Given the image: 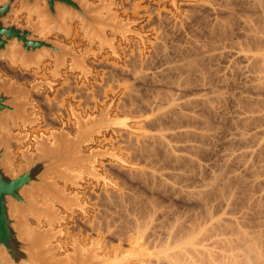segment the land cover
Returning a JSON list of instances; mask_svg holds the SVG:
<instances>
[{
  "label": "rangeland",
  "instance_id": "obj_1",
  "mask_svg": "<svg viewBox=\"0 0 264 264\" xmlns=\"http://www.w3.org/2000/svg\"><path fill=\"white\" fill-rule=\"evenodd\" d=\"M0 1H4V0H0ZM99 1L100 0H89V2L92 4H99ZM235 1L232 0L231 3L229 4V5L237 4V5L233 6V12L229 13L232 9L231 10L228 9V12H227V10H224L222 12L216 8L219 5L220 0H215L216 3H214V0H107V2L109 4L113 3V5H114L107 12L114 14L116 17L115 18L116 22H120L123 26H126L127 29H129L132 33H126L125 35H123L121 32L114 33V32L109 31V30L107 31V37L111 40L114 39L113 46H114L115 50L112 51L109 46H106L103 49H100V46L98 47V45H100V42H97L96 46H94L92 48V50L96 52V56L95 57L93 56L87 60V61L91 60V63L89 64L90 66L88 65V63H87V65H88L89 69L92 70V75H90L88 77V79L84 78V79L80 80L77 75L72 74L73 72L70 73L71 72L70 70H69L70 71L69 72V71H65V69L62 71V72L65 71L63 74L64 78L63 77L53 78V76L48 72L49 70L53 69V62L49 59L44 62V64L41 67V71H39L35 68H33L31 70H24L20 65L17 67L13 66L12 63L7 59H0V78L2 80H5V79L12 80L13 82H16L18 86L27 87V88H31L33 85H35L36 83H39V82L40 83L41 82L48 83V85H50V86L45 85L39 91L33 92L31 95V98L29 99L30 103H32L34 105L33 106L34 108H30L28 112L32 113L33 111L36 110V115L38 117H40L39 123L37 125L32 126V127L28 126L27 129H25L23 127V125L20 124L21 125L20 128L17 130H14V134L17 136L19 135V137L22 139L25 138L24 137L25 135H29V139L28 140L24 139V142L22 144H20L18 142L12 143V152L15 156H17V160H16L17 162L14 163V168L17 172H18V170H20L21 166L26 163V160L23 159V157H22V152L25 151L28 147H31L30 152H32V153L36 152L35 147L37 144L33 140L34 137L41 138L43 135L44 136H50L51 132H53V131L61 132V130L64 128L65 131L68 132L70 136H72L73 138H76V135L78 134V128H77L78 123L72 116L71 108H74L76 112H80L84 118H91V119L96 118L97 116H100L103 111H106L108 109L109 110L108 118L111 120H115L114 121L115 125H113L112 128L102 129L100 132L94 134L93 136L87 137V139H88L87 146L83 147V150L81 152L82 155L87 154V156H91L97 152L105 153V155L103 157L94 158L93 161L87 163V165L92 168L93 174H91V172L89 170H87V172H88L87 173L86 171H84V169H80V167H74V169H71L68 171L69 178L55 179V183H56L57 187L61 191L64 192L65 196H67L69 198V202L62 203L60 201H55V200L50 201L44 207H46V208L50 207L51 209H53V215H51V216L44 215L42 217L41 221H38L34 216H31L29 218L31 228L33 230H36L37 232H41V233L45 234L48 237V240L46 242V248L51 250V255H53L56 259H58L60 261L67 262L68 264H71V263L72 264H75V263L86 264V263H90V262H92L91 264H94V263L147 264V259L150 260V259H153V257H155V253H154L155 251H154V249L148 248L147 245L144 244L146 236H143L140 233H137V235L134 234L132 232V230H134V232H135L136 231L135 229H129V231L127 230L128 232H126V233H123L125 231H122L123 234H121L119 229L116 230V228H119V227L115 228L116 225L119 226V224H120V223H118L120 221L119 220V218H120L119 217V213H120L119 208H120V206H122V203H121L122 201L120 202L121 204L119 203L120 199L123 200V203L124 202L127 203V206L126 207L123 206V208L121 207L120 210L124 209V207H125L126 211L129 212V214L133 212L132 217H135V214H137V211L134 207H133L134 209L131 207V205L134 204V202H131L132 203L131 204L130 200L131 201H133L134 199H141V200L143 199L144 200V197L148 203L149 202H154V203L158 202L156 205L159 204V206H162V207L164 206L165 208L168 206L172 207L169 209L170 214L172 213V216L168 217L170 220H172V219L174 220V218H176L177 216L180 217V216H184V215L188 214L189 211L194 207V205H195L194 201L187 199V197L184 194H180V196L177 194L178 195L177 196L176 194H174V192L172 190L169 191V190H165L164 188L162 189V184H160V187H161L160 188L158 186L159 183L155 182L154 184H156V183L158 184V185H156L157 188L159 187L162 190L160 191L159 189H154L156 187L153 186V184H151L154 181H152V182L149 181L147 173H148V171L151 170L150 168L152 166L154 168V164L152 163V165H151L150 162L155 161V158L152 159L153 160L152 161L151 158H153V157L149 158V156H147V154L145 155L142 153L143 151H141V154L138 153V151H136V149L134 147V142H136V140L141 139V137L143 138V136H146L149 132L153 133V131L155 132L157 130V129H155L157 124L153 123V122H155L157 120L156 117H159L158 116L159 113H161L162 110L165 108V107L158 104L160 102V101L158 102V100H161V98L163 96L164 97L162 98V101L165 100V98L167 97L166 94H170V97L168 96L169 98H172V96H174V97L176 96L177 98H181L182 96H185L182 98H186L187 95L193 96L194 93H197L199 91L200 92L203 91V93H204V91H205V93L208 92V93H210V95H213V93L217 96L219 94L221 95V96L219 95L222 99L221 103H219L220 102V100H219L218 106H217L218 107L217 111H219V115L218 114H217L218 116L213 115L214 116L213 120H212V116H211V118H210V116L207 117L208 116L207 112H206V114L204 113L206 115V118H204L205 115H203V119H209V118L211 119L212 122L210 121V123L212 124L211 126H213L212 128H214V126H216L214 128V132H213L212 128H211L212 132L208 130L210 128V124L208 127H204L206 125L205 122H207V121H203L201 117H200L201 119L198 121V123L201 121L204 122L201 124V126L204 125L203 126L204 129H202V127H199V129L201 128L199 131L203 132L207 128V131L205 130V132H208V131L211 132L212 134L209 133L210 134L209 136H211V135L212 136L210 137L211 138L210 140L208 139L209 136H206L208 138L205 137L203 139L202 138L200 139L199 138L200 136H199L198 139L201 140V141H199V143L201 142L202 144L200 143L201 145H199V143H197V142H196L197 144L195 143V145H199L200 152L198 150L199 149L198 146H196L198 148L195 149V150H198V152H195V151H193V152H194V154H197V155H195V157H198L197 158V159H199L198 162L201 164V167H203V168H201L200 170L197 171L199 173L196 172L197 174L196 173L194 174V172H193V175L192 174L190 175V177L194 176L193 180L191 178V182L189 180L190 178L186 177L188 179V180L186 179V182L189 181L187 183V185L189 184V186L191 188H195V186L193 187L192 185H196V188L199 187V185L202 186V184L205 183V181L207 182L209 180V178H211L209 176H212L211 174L213 171L217 172L220 169H222V167H220V166L224 165V163L226 162V159H224L226 157H224V156H228V155H226L227 153H229L230 156L232 154H237V157H235L236 155H232L233 157L231 159L234 160L233 163L236 161L237 158H238L237 160H239V163H241V162L243 163L244 161H241L240 159L242 158V160H243L245 157V159H244L245 162L243 164H247V162L250 160V158L252 160V158L253 159L255 158L254 156H260L261 155V154H259L258 151H260V153L263 152V150H262L263 148L260 147L262 150V152H261L259 146H261V144H263V142L261 143L260 140L264 141V137H263L264 136V122L261 120L263 118L262 114L264 115V106H263V104H264L263 103L264 102V88H263L264 87V30H263L264 24H263V26L261 24V28L259 27L260 26L259 25V22H260L259 16L264 15L263 14L264 6L262 5L263 6L262 10H259V9H261V7L259 8V3L261 4V2L263 0H261L260 2H258L259 0H257V1L256 0H250V1L249 0H240V1L238 0V1H236L237 3ZM251 1H253V2H251ZM217 2H218V5H217ZM254 3H256V5H257L256 7H258L259 9L258 8L256 9V7L253 6ZM40 4L44 5V3L42 1ZM214 4L216 7H213V8L217 12L219 11L218 14L220 13L219 19H221L220 17L223 16V17H226L225 19L228 20V23H227L228 25L224 24L227 21H225V19H223V17H222V20H224V23L220 22L221 23L220 25L223 24L222 27H224L225 25L228 26V28H225V27L224 28L226 29V32L228 31L227 33L230 37H228V35L226 33H224L225 29L224 30H223V28L221 29V30H223L222 38L226 37L228 40H226V38L222 39L221 37H217V36H221L219 33L220 32L222 33V31L220 30V28H218L216 26L217 24L215 25L217 14L216 13L214 14L215 11L212 8V6H214ZM232 5H231V8H232ZM181 6H182V8H181ZM246 6L247 7L250 6V7L247 8ZM234 7H235V12H234ZM236 7H238V8H236ZM16 8L20 11V13L17 16H11L9 19V23H12L13 21H15L17 19L21 25H27L30 15L28 14V12L21 10V6L19 3L16 5ZM199 10L202 12H200ZM238 10H240V11H238ZM244 12H246V13H244ZM252 12H254V13L252 14ZM201 13H203V14H201ZM248 13L252 14V16ZM256 13H257V15H256ZM105 14H107V13H105ZM186 15H187V17H186ZM249 15H250V17H249ZM165 16H166V19H165ZM188 16H189V19H188ZM191 16L193 18H191ZM211 16H213V17H211ZM243 17L246 19H244ZM194 18H195V20H194ZM257 18H259V19H257ZM261 18H264V17H261ZM32 19L34 22H36L38 20L36 15L32 16ZM191 20H193V21H191ZM210 20H212V21H210ZM263 21H264V19H263ZM263 21L261 20L262 23H263ZM192 22H194V23H192ZM205 22H206V24H205ZM253 22H254V24H253ZM256 22H258V23H256ZM213 23H214V26H216L215 28L213 27ZM229 25H230V27H229ZM254 25H255V27H256V25H259V26H257L258 28L254 29ZM206 26H207V28H206ZM72 27H73V31H72L71 38L67 39L64 35L56 33V34L51 36V39H54L57 42H60V43L65 44V45L72 46L74 48V50L79 52V50H84L85 48H87V46L83 43L84 42L83 38L85 36V33H83L81 31L79 21H75L73 23ZM244 27H245V29H247V31L244 29ZM190 28L192 30L193 29L194 30L192 31ZM199 28H201V29L199 30ZM213 28L215 30L218 29V31H220V32L216 31V33H215V30H213ZM179 29H180V32H179ZM231 30H232V32H231ZM243 30L245 33L243 32ZM185 32H186V35H185ZM231 33H233L232 36H231ZM216 34H218V35L216 36ZM188 35H190V36H188ZM195 35H197V37ZM253 35H255V41H257V42H255L253 40L254 39ZM256 35L258 38L256 37ZM208 36L209 37L211 36V37L209 38ZM241 36H243L244 38ZM198 37L200 39H197ZM232 37H233V39H235V41L232 39ZM207 38L210 41L209 40L207 41ZM188 39H190V40H188ZM223 40L224 41L226 40L228 42H223ZM251 40H252V42L253 41L254 42L252 43ZM260 40H262L263 42H261ZM191 41H192V43H191ZM71 42L73 43V45L71 44ZM185 42H187V43H185ZM189 42L191 43V45ZM249 42H250V44H249ZM193 43H194V45H193ZM226 44H227V47H226ZM248 44L250 46H248ZM156 45H158V46H156ZM185 45H186V47H185ZM210 45H212V46H210ZM173 46H175V47H173ZM178 46H180V47H178ZM217 46L219 47V50L217 49L218 48ZM238 46H239V49H238ZM190 47H192V48H190ZM232 47H234V48H232ZM257 47H259V48H257ZM250 48H252V49H250ZM186 49L187 50L189 49L188 52L190 51L192 55L190 53H188L186 51ZM216 49H217V51H216ZM246 49H248V50H246ZM136 50H138V51H136ZM130 51L134 52L135 57L137 58V61L135 63H134V60H136V58L130 62V59L127 55L128 52H130ZM161 51H162V53H161ZM206 51H207V53H206ZM157 52H158V54H157ZM194 53H197L199 55V59L201 61H203L202 63H200L199 62L200 60L197 59L198 57H196V56H198V55H196V54L194 55ZM209 53H211V54H209ZM172 54H174V55H172ZM188 54H189V56H194V57H191L193 59L196 57L195 61L192 60L189 56H185ZM219 54H220V56H219ZM164 55H166V56L164 57ZM167 55H168V57H167ZM185 57H187V58L189 57L188 60H187V58H186V60H184ZM201 58H203V60ZM214 58L215 59L217 58V59L215 60ZM230 58H231V60H229ZM247 58H249V59H247ZM251 58L253 60H251ZM152 59H154L155 61ZM190 59L192 60L191 62L194 61L195 63H196V59L199 60V61H197L200 63V64H198L199 67H202L205 65L206 70L203 69V67H202L201 71L203 73H201V71H200L201 68L199 69L198 65H197V67L193 68L196 65H194L192 67L191 63H190L191 66H189V64L187 62L185 64V61H190ZM236 59L238 62L236 61ZM256 59L258 60V62ZM261 61H262V63H261ZM69 62H71V60H69ZM102 63H105V64H102ZM182 63L185 65H188V67L193 68L194 70H196V68H198V70L201 74L198 73V70H197V72L192 70L193 72L191 71L192 72L191 73L189 71L190 68L189 69L187 68V70H186V68L182 67V66H184V65H182ZM168 64H169V66H168ZM7 65H8V68H7ZM105 65H106V67H104ZM172 65H174V66L176 65L177 67L181 65L178 68L182 67V69H185L187 71V73L189 72L191 74V76L189 75L190 76L189 77L188 75H186L187 73H185L186 72L185 70H184L185 72L183 71L185 74L183 72L181 73V71H180V73H177V71L175 73L171 72V68L174 67ZM2 66H4V67H2ZM101 66L104 68H102ZM131 66L134 68H132ZM139 66H140V68H139ZM176 66H175V68L178 70V68ZM235 66H237V67H235ZM207 67H209V69ZM214 67H215V69H214ZM219 67H220V69H219ZM119 68H121V69H119ZM173 69L174 68H172V71H174ZM204 70L206 72L209 71L208 72L209 73L208 76L210 75L208 77L209 79L207 78V73ZM210 70L212 71V73ZM131 71H132V73H131ZM168 71H170L171 73ZM62 72H61V74H62ZM155 72H157V73H155ZM194 72L197 73L195 77H194V75H195ZM135 73H137V74H135ZM150 73H151V75H150ZM216 73H217V75H216ZM182 74L184 76L185 75L188 76L189 80L191 78L193 86L191 85V89L188 88L189 91L187 89H185V87H182V85H183L182 81H184L186 79V77H184ZM198 74H200V76H203L204 79L206 78L205 79L206 83L208 82L207 80H210L209 85H207L209 88L206 87L207 89L205 88L204 90H202V89H200L199 86L196 85V84H199L198 83L199 78L201 79V77H199ZM203 74H206V76L204 77ZM181 75L184 77V80H181V79H183L181 77ZM113 76H115V77L113 78ZM139 76H143V77L141 78ZM192 77L194 79H196V77H197L196 80L198 82L196 83V80H192L193 79ZM72 78H73V80H72ZM163 79H165V80H163ZM149 80H151V81H149ZM174 80L175 81L177 80L176 81L177 84H176V82H174ZM180 81H181V83H180ZM168 82L170 83V85ZM173 82L175 84H173ZM178 82H179V84H178ZM184 82L186 84L187 83L190 84L188 82V80L184 81ZM135 86H137V87H135ZM177 86H180L181 88L179 89V87H177ZM210 86H211V88H210ZM137 88H139V89H137ZM159 89L161 92L159 91ZM166 89H167V92H166ZM78 90H80L82 95H81V93L79 94ZM136 90L138 92H136ZM170 90H173V91L169 92ZM206 90H207V92H206ZM214 90H216V93ZM133 91L135 93H133ZM195 91H197V92H195ZM187 92H189L190 94ZM225 92H226V94H225ZM183 93H185V94H183ZM59 95H61V97ZM80 96H81V98H80ZM130 97H132V98H130ZM247 97H249V99ZM83 98H86V99H83ZM152 98H153V100H151ZM140 100H142V101H140ZM244 101L245 102L249 101V102H247L248 105H249V103H251L249 105V107L252 106L253 104H256V103L259 104V102H261V106H263V107H261L260 110L256 111V109H253V111L255 110L254 113H256L254 115L257 118H255L254 115H253V117L251 116L253 114V111H251L250 108L248 109L247 105H242V102H244ZM45 102H49V104L52 105V108H50L51 105L49 106L48 104H45ZM53 102H54V104H53ZM164 102H166V101H164ZM53 105H54V107H53ZM128 105H130V106H128ZM223 106H224V108H223ZM244 106H246V107H244ZM48 108H50L52 110L49 111ZM131 108H132V110H131ZM139 109H140V111H139ZM144 110H145V112H144ZM248 110L251 112L249 113ZM258 111H261V112H258ZM200 112H199V114H200ZM143 113H145V114H143ZM223 114H225V115H223ZM257 115L261 116L262 118H260L258 120ZM250 117H251V120L254 119V121H256L253 123H257L258 121H262V124H260V122H258L259 125H258V123L252 124L250 121H248V120H250ZM214 118H215V121H214ZM244 118H245L246 122L243 120ZM232 119H233V121H232ZM246 119H248V120H246ZM151 120H152V122H150ZM71 121H73V122H71ZM243 121L246 124H248L250 122L249 124H251V125L244 126L246 124H242ZM213 123H216V124H213ZM64 124H65V126H64ZM146 124H147V126H146ZM167 124H168V122H167ZM199 124H197V125H199ZM150 126H151V128H149ZM156 128H158V126ZM67 129H69V131ZM238 129H241V130H238ZM250 130H251V132H248ZM242 132L244 134H246L247 137H249L251 139L250 140L252 142V143H250L251 146L249 143H246L245 141H244L245 143L243 144V140H245L246 135L243 134V136H242ZM203 134H204V132H203ZM205 134L207 135L208 133H205ZM205 134H204V136H205ZM239 134L241 135L242 138L244 137L240 144H239V142L241 141L240 139H242V138L239 136ZM260 134L261 135L263 134V135L261 136ZM201 137H202V135H201ZM253 137L254 138L257 137V142H255L256 139H254ZM215 138H217V140ZM249 138H247L246 141ZM198 139H196L195 141H197ZM207 139L209 141H207ZM236 139H237V141H235V142H237V144H235V146H236L235 147L233 144L235 143L234 140H236ZM252 139H254L255 141L253 142ZM203 140H205V141H203ZM124 141H125V143H124ZM203 142H207L206 145L203 144ZM231 144H232V146H231ZM201 147L203 150L201 149ZM228 147L229 148L232 147L231 148L232 151H235V152H232L231 149H228ZM251 147H253V149ZM233 148H236V149L233 150ZM243 148H245V150ZM256 148H258V151L257 152H251V155H253L252 157H250L251 155L248 156L250 154V151H253ZM245 152H247V155H246V156H248L247 158L245 156ZM198 154H199V156H198ZM240 154H243L244 156L241 155L242 156L241 157ZM257 154H259V155H257ZM209 155H210V157H209ZM262 155H264V154L262 153ZM230 156H228L227 159L230 158ZM239 157H240V159H239ZM158 158H160V156H158ZM263 158H264V156H262V158L256 157V159H258V161H259V159L264 161ZM162 159H159V160H162ZM256 159L253 160V161H255L254 167H255L256 162H257ZM224 160H225V162H224ZM232 160H230V161H232ZM246 160H248V161H246ZM251 160H250V162H251ZM261 160H260V163L262 162ZM156 161L158 162L157 159H156ZM161 162H164V161H160L159 163H161ZM237 162L234 163V166H230V165H233V163L229 162L230 163L229 166H230V168L232 167V170L230 168L229 169L227 168L228 169L227 171L231 170L232 173L234 172L233 174L235 176V174H238L237 172H240L241 170H243L241 172L244 173V175H245L246 173L244 172V169L242 168V163H241V165H239ZM250 162H248V163H250ZM154 163H156V162H154ZM159 163L158 164L156 163L155 166H158V167H155V168H159V166L163 167V165L166 164V163H162L163 165L162 164L159 165ZM260 163H257V165ZM149 164H150V167H149ZM235 164L238 166L235 167ZM251 164L252 163H250V165ZM257 165H256V167H257ZM252 166H253V164H252ZM259 166H260L259 169H262V167H264L263 162ZM164 167H167V166H164ZM233 167H235L236 169ZM122 168H124V169H122ZM170 168L172 170L175 169L174 166L170 167ZM237 168L239 169V171L237 170ZM256 169H258V167ZM115 171L117 173H115ZM125 172H126V174H125ZM141 172H143V173H141ZM144 172L146 174H144ZM232 173L230 172V173H228V175H230L232 177V175H233ZM141 174H144V178H142L143 175H141ZM205 174H206V176H205ZM140 175H141V177H140ZM145 175H147V177ZM247 175L248 174H246V176ZM263 175H264V173H263ZM200 176H202V177H200ZM248 176H247V179L249 178L248 181L250 180L251 182H253L254 179H251L253 177L252 176L248 177ZM263 177L264 176H262V180H264ZM82 178H84V179H82ZM146 179H148V182H150V183H148V184H151V185H149L150 187L147 184H145V185L143 184V181H145L144 183H147ZM127 180H128V182H127ZM126 182H127V184H126ZM248 183H250V182H248ZM134 185H135V187H134ZM183 185H186V183ZM263 186H262V189H259L260 191L258 190V188H260V187L256 188V190H258V194L256 193V190L254 192V194L257 195L256 199H258L259 202H261L260 204H262V206H259L260 204L258 203V200H255V202L254 201L253 202L254 203L257 202V205H253L254 208L253 207L251 208L249 205H251L252 202H250L248 197H247V201L243 198H242L243 200L242 199L239 200L243 194L242 195L239 194L240 195L239 199H238L239 195H238V197H236L239 200V202L237 200V202H238V203L236 202L237 205L235 203L232 206V208L234 209L233 211H237V213H238V214L236 213V215L240 216V215H242V212H240L239 210L241 208H242L241 210H243L245 208L244 207L245 204H249V202H250L248 207L246 205V208H249L250 210L249 209L246 210V208L244 209L245 211L249 212V214H248L249 216H247L248 218L245 217V223H247L246 226L248 227V229L250 226L249 230H252L251 228H253V229L257 228L255 231H257L258 234L254 230H252V231H253V233L254 232L256 233V234L255 233L254 234L257 237L260 235L259 237H261V238L264 237V213L262 212L264 210V208L262 211L260 210V209H262V207H264L263 206L264 202L260 200V199L264 200V198L260 197L261 195H262V197L264 196L263 195L264 193L262 191L264 188ZM131 187H132V189H131ZM89 188L93 189L94 195L92 197H90L88 194V192L90 190ZM141 189H142V191H141ZM197 189L199 190V188H197ZM162 191H163V194H162ZM261 193H263V194H261ZM114 194H115V196H114ZM123 194H127V195L125 196ZM170 194H171V196H170ZM131 195H136L137 197L134 196L133 199H128L130 197L131 198L133 197ZM147 195H149V196H147ZM212 195L213 196H210L209 199H210V203H212L211 206L214 207L213 210L215 209L214 210L215 213H217V211H218L217 214H222L223 210L225 209V206L223 204L224 200L222 199V197L221 198L219 197L222 195H219V194L218 195L212 194ZM246 195L248 196V194H246ZM124 196L126 197L125 200H129V201H125L123 199ZM138 196L139 197L141 196V197L138 198ZM167 196H168V198L169 197H171V198L168 199ZM258 196H259V198H258ZM243 197L246 198L245 195ZM151 198L153 201H151ZM159 198H160V201H159ZM148 199H150V201ZM213 200H214V202H213ZM111 201H112V203H111ZM161 201H163L162 204H161ZM177 202L180 205L177 204ZM242 202L245 204L242 205ZM116 203H117V205H120V206H116ZM129 203H130V205H129ZM125 204H123V205H125ZM174 205H176V206H174ZM132 206H135V204ZM220 206H221V208H220ZM236 206H238V207H236ZM258 206L260 209H257ZM110 207H112V208H110ZM127 207L130 208V209H128L129 211L127 210ZM218 209H220V210H218ZM251 209L252 210L256 209L257 212L253 213V211ZM258 210H260L262 213L260 211L258 212ZM173 212H174V214H173ZM239 212H240V214H239ZM175 213H177V214H175ZM130 215H132V214H130ZM111 216H112V219H111ZM254 216H255V218H254ZM116 217L118 218L119 221L116 220L117 219ZM260 217H262V218H260ZM260 219L263 222H261ZM113 220L114 221L116 220L117 222L116 221L115 222L117 224H115V222ZM111 221L114 222L113 224L111 223L112 225H114V227H112L109 224V222H111ZM251 225H253V226H251ZM107 226H111V228L108 229ZM94 227H95V229H93ZM103 227H104V229H103ZM84 228H86V229H84ZM261 229L263 232L261 231ZM106 230H108V231H106ZM117 233H118V235H117ZM58 238H60V239H58ZM261 238H259V239H261ZM261 241L264 242L263 238L261 239Z\"/></svg>",
  "mask_w": 264,
  "mask_h": 264
},
{
  "label": "bare ground",
  "instance_id": "obj_2",
  "mask_svg": "<svg viewBox=\"0 0 264 264\" xmlns=\"http://www.w3.org/2000/svg\"><path fill=\"white\" fill-rule=\"evenodd\" d=\"M232 1V0H231ZM231 1L230 0H220V3H219V5H218V2H217V5L220 7H216L215 6V4H214V6H212V8L213 7H216L219 11H224V10H227V12H228V9H232L229 13H231V12H233V6H235V5H237V4H234V5H232V8H231V5H229L230 3H231ZM235 1V0H234ZM236 1H238V0H236ZM235 1V2H236ZM240 1V0H239ZM250 1V0H249ZM257 1V0H256ZM261 0H259L258 2H260ZM208 2V1H207ZM234 2V3H235ZM251 2H253V1H251ZM264 0L261 2V4L259 3V8L261 7V9H259L258 7H256L257 5H256V3H254V5L253 6H255L256 7V9L258 8L259 10H262V7L264 6ZM41 3V2H40ZM212 3V2H211ZM214 3H216L215 2V0H214ZM237 3V2H236ZM250 3V2H249ZM263 3V4H262ZM210 4V3H209ZM43 5V4H42ZM208 5V4H207ZM206 5V6H207ZM242 5V4H241ZM263 5V6H262ZM175 6V5H174ZM196 6V5H195ZM201 6V5H200ZM229 6V7H228ZM240 6V5H239ZM251 6V5H250ZM249 6V7H250ZM18 7V6H17ZM199 7V6H198ZM247 7V6H246ZM249 7H247V8H249ZM181 8H182V6H181ZM191 8V7H190ZM236 8H238V7H236ZM252 8V7H251ZM195 9V8H194ZM210 9V8H209ZM214 9V8H213ZM212 9V10H213ZM241 9V8H240ZM243 9V8H242ZM250 10V9H249ZM255 10V9H254ZM191 11V10H190ZM200 11V10H199ZM211 11V10H210ZM215 11V12H214ZM214 14L216 13L217 15H216V21H215V25L218 27V28H220V30L223 28V30L225 29V28H228V20L227 19H225L226 17H223V16H221L220 18L221 19H219V14H218V12L214 9ZM238 11H240V10H238ZM244 11V10H243ZM146 12V11H145ZM144 12V13H145ZM200 12H202V11H200ZM234 12H235V7H234ZM237 12V11H236ZM261 12V11H260ZM212 13V12H211ZM244 13H246V12H244ZM254 12H252V14H253ZM201 14H203V13H201ZM248 14H250V13H248ZM252 14H250L251 16H252ZM263 14H264V10H263ZM191 15V14H190ZM198 15V14H197ZM212 15V14H211ZM222 15V14H221ZM225 15V14H224ZM229 15V14H228ZM238 15V14H237ZM236 15V16H237ZM241 15V14H240ZM250 15H249V17H250ZM256 15H257V13H256ZM261 15V14H260ZM168 16V15H167ZM193 16V15H192ZM191 16V18H193ZM207 16V15H206ZM209 16V15H208ZM231 16V15H230ZM234 16V15H233ZM186 17H187V15H186ZM211 17H213V16H211ZM222 17H223V19H225V21H227V22H225L224 23V20H222ZM258 17V16H257ZM260 17V22H259V25H256V27H255V25H254V29H256V28H258L257 26H259L260 28H261V24H262V26H263V24H264V21H263V19L264 18H261V17H264V15L263 16H259ZM198 18V17H197ZM238 18V17H237ZM244 18V17H243ZM256 18V17H255ZM165 19H166V16H165ZM168 19V18H167ZM188 19H189V16H188ZM209 19V18H208ZM207 19V20H208ZM236 19V18H235ZM244 19H246V18H244ZM251 19V18H250ZM257 19H259V18H257ZM164 20V19H163ZM194 20H195V18H194ZM200 20V19H199ZM203 20V19H202ZM223 22H222V21ZM238 20V19H237ZM254 20V19H253ZM261 20L263 21V23L261 22ZM13 21V20H12ZM167 21V20H166ZM188 21V20H187ZM190 21V20H189ZM191 21H193V20H191ZM197 21V20H196ZM195 21V22H196ZM205 21V20H204ZM210 21H212V20H210ZM235 21V20H234ZM256 21V20H255ZM258 21V20H257ZM224 23V24H227V25H225L224 27H222L223 26V24L222 25H220L221 23ZM247 22V21H246ZM186 23V22H185ZM192 23H194V22H192ZM200 23V22H199ZM202 23V22H201ZM212 23V22H211ZM230 23V22H229ZM232 23V22H231ZM252 23V22H251ZM256 23H258V22H256ZM255 23V24H256ZM163 24V23H162ZM190 24V23H189ZM198 24V23H197ZM205 24H206V22H205ZM242 24V23H241ZM240 24V25H241ZM253 24H254V22H253ZM77 25V24H76ZM188 25V24H187ZM191 25V24H190ZM200 25V24H199ZM231 25V24H230ZM230 25H229V27H230ZM202 26V25H201ZM216 26H214V23H213V27L215 28ZM221 26V27H220ZM245 26V25H244ZM186 27V26H185ZM196 27V26H195ZM200 27V26H199ZM241 27V26H240ZM246 27V26H245ZM245 27H244V29H245ZM250 27V26H249ZM166 28V27H165ZM187 28V27H186ZM194 28V27H193ZM202 28V27H201ZM201 28H199V30L201 29ZM206 28H207V26H206ZM213 28V30H215ZM159 29V28H158ZM191 29V28H190ZM189 29V30H190ZM204 29V28H203ZM243 29V28H242ZM251 29V28H250ZM263 29V28H262ZM164 30V29H163ZM192 30V29H191ZM190 30V31H191ZM194 30V29H193ZM192 30V31H193ZM209 30V29H208ZM212 30V31H213ZM223 30H221L222 31V33L220 32V31H218V29H216L215 30V33H216V31L217 32H220L219 34L221 35V36H217L218 34H216V36L217 37H221L222 38V34H223ZM233 30V29H232ZM232 30H231V32H232ZM246 31H247V29H245ZM249 30V29H248ZM258 30V29H257ZM264 30V29H263ZM183 31V30H182ZM191 31V32H192ZM236 31V30H235ZM240 31V30H239ZM179 32H180V29H179ZM228 32V31H227ZM226 32V29H225V32L224 33H226L227 35H228V33ZM243 32H244V30H243ZM259 32V31H258ZM195 33V32H194ZM207 33V32H206ZM205 33V34H206ZM245 33V32H244ZM254 33V32H253ZM163 34V33H162ZM167 34V33H166ZM175 34V33H174ZM199 34V33H198ZM201 34V33H200ZM214 34V33H213ZM225 34V35H226ZM232 34L233 33H231V36H232ZM235 34V33H234ZM185 35H186V32H185ZM192 35V34H191ZM208 35V34H207ZM226 35V36H227ZM242 35V34H241ZM249 35V34H248ZM260 35V34H259ZM263 35V34H262ZM188 36H190V35H188ZM196 37H197V35H195ZM201 36V35H200ZM237 36V35H236ZM239 36V35H238ZM254 36V41H255V35H253ZM252 36V37H253ZM261 36V35H260ZM77 37V36H76ZM166 37V36H165ZM186 37V36H185ZM209 37V36H208ZM211 37V36H210ZM209 37V38H210ZM213 37V36H212ZM215 37V36H214ZM228 37H230L229 35H228ZM241 37H243V36H241ZM256 37H257V35H256ZM60 38V37H59ZM226 38V37H225ZM224 37L222 38V39H225ZM244 38V37H243ZM258 38V37H257ZM161 39V38H160ZM169 39V38H168ZM197 39H200L199 37L197 38ZM219 39V38H218ZM232 39H233V37H232ZM246 39V38H245ZM54 40V39H53ZM188 40H190V39H188ZM204 40V39H203ZM209 39L207 38V41H208ZM226 40H228L227 38H226ZM224 41L223 40V42H228V41ZM234 41H235V39H233ZM257 40V39H256ZM167 41V40H166ZM194 41V40H193ZM210 41V40H209ZM219 41V40H218ZM231 41V40H230ZM253 41V42H254ZM261 42H263L262 40H260ZM168 42V41H167ZM197 42V41H196ZM199 42V41H198ZM251 42H252V40H251ZM252 42V43H253ZM255 42H257V41H255ZM60 43V42H59ZM185 43H187V42H185ZM190 43V42H189ZM191 43H192V41H191ZM191 43H190V45H191ZM195 43V42H194ZM194 43H193V45H194ZM215 43V42H214ZM217 43V42H216ZM234 43V42H233ZM166 44V43H165ZM183 44V43H182ZM218 44V43H217ZM220 44V43H219ZM235 44V43H234ZM249 44H250V42H249ZM248 44V46H250ZM164 45V44H163ZM192 45V46H193ZM246 45V44H245ZM156 46H158V45H156ZM177 46V45H176ZM210 46H212V45H210ZM220 46V45H219ZM247 46V47H248ZM252 46V45H251ZM258 46V45H257ZM155 47V46H154ZM153 47V48H154ZM169 47V46H168ZM173 47H175V46H173ZM178 47H180V46H178ZM185 47H186V45H185ZM198 47V46H197ZM200 47V46H199ZM218 47V46H217ZM225 47V46H224ZM226 47H227V44H226ZM237 47V46H236ZM242 47V46H241ZM156 48V47H155ZM190 48H192V47H190ZM196 48V47H195ZM205 48V47H204ZM215 48V47H214ZM221 48V47H220ZM232 48H234V47H232ZM243 48V47H242ZM257 48H259V47H257ZM256 48V49H257ZM159 49V48H158ZM171 49V48H170ZM169 49V50H170ZM184 49V48H183ZM194 49V48H193ZM192 49V50H193ZM218 50H219V47L217 48ZM217 49H216V51H217ZM225 49V48H224ZM238 49H239V46H238ZM244 49V48H243ZM250 49H252V48H250ZM263 49V48H262ZM109 50V49H108ZM148 50V49H147ZM161 50V49H160ZM163 50V49H162ZM172 50V49H171ZM179 50V49H178ZM189 50V49H188ZM188 50L186 49V51L188 52ZM198 50V49H197ZM201 50V49H200ZM203 50V49H202ZM206 50V49H205ZM208 50V49H207ZM232 50V49H231ZM235 50V49H234ZM246 50H248V49H246ZM255 50V49H254ZM136 51H138V50H136ZM149 51V50H148ZM157 51V50H156ZM174 51V50H173ZM237 51V50H236ZM253 51V50H252ZM260 51V50H259ZM177 52V51H176ZM193 52V51H192ZM200 52V51H199ZM205 52V51H204ZM209 52V51H208ZM211 52V51H210ZM249 52V51H248ZM257 52V51H256ZM161 53H162V51H161ZM188 53H190L191 54V52L189 51ZM206 53H207V51H206ZM205 53V54H206ZM219 53V52H218ZM243 53V52H242ZM254 53V52H253ZM138 54V53H137ZM157 54H158V52H157ZM167 54V53H166ZM183 54V53H182ZM185 54V53H184ZM198 55L197 53H194V55ZM200 54V53H199ZM202 54V53H201ZM209 54H211V53H209ZM228 54V53H227ZM231 54V53H230ZM245 54V53H244ZM128 57H129V59H130V62L132 61V60H134L136 57H135V54H134V52H132V51H130V52H128ZM155 55V54H154ZM172 55H174V54H172ZM181 55V54H180ZM192 55V54H191ZM204 55V54H203ZM208 55V54H207ZM213 55V54H212ZM211 55V56H212ZM250 55V54H249ZM253 55V54H252ZM251 55V56H252ZM166 55H164V57H165ZM176 56V55H175ZM183 56V55H182ZM185 56H189V54L188 55H185ZM202 56V55H201ZM219 56H220V54H219ZM224 56V55H223ZM153 57V56H152ZM156 57V56H155ZM167 57H168V55H167ZM171 57V56H170ZM169 57V58H170ZM184 57V56H183ZM190 58L191 57H194V56H189ZM188 57V58H189ZM196 57H198L197 59H199V55L198 56H196ZM195 57V58H196ZM210 57V56H209ZM215 57V56H214ZM234 57V56H233ZM238 57V56H237ZM263 57V56H262ZM139 58V57H138ZM157 58V57H156ZM163 58V57H162ZM186 58L187 57H185V59L184 60H186ZM188 58H187V60H188ZM195 58L193 59V58H191L192 60H194L195 61ZM205 58V57H204ZM222 58V57H221ZM254 58V57H253ZM167 59V58H166ZM165 59V60H166ZM180 59V58H179ZM190 59V61H185V64H186V62L189 64V66H191L192 65V67L194 66V65H196V66H194L193 68H195V67H197V65L198 64H200V63H202L203 61H201L200 59V61L199 60H197L196 59V63L194 62H191L192 60ZM202 60H203V58H201ZM215 59V58H214ZM217 59V58H216ZM215 59V60H216ZM228 59V58H227ZM226 59V60H227ZM247 59H249V58H247ZM263 59V58H262ZM152 60H154V59H152ZM168 60V59H167ZM211 60V59H210ZM229 60H231V58L229 59ZM235 60V59H234ZM251 60H253L252 58H251ZM257 60V59H256ZM137 61V58H136V60H134V63ZM150 61V60H149ZM148 61V62H149ZM155 61V60H154ZM176 61V60H175ZM197 61H199V62H197ZM213 61V60H212ZM225 61V60H224ZM236 61H237V59H236ZM247 61V60H246ZM5 62V61H4ZM103 62V61H102ZM105 62V61H104ZM108 62V61H107ZM129 62V63H130ZM140 62V61H139ZM169 62V61H168ZM171 62V61H170ZM181 62V61H180ZM206 62V61H205ZM204 62V63H205ZM223 62V61H222ZM238 62V61H237ZM240 62V61H239ZM257 62H258V60H257ZM153 63V62H152ZM151 63V64H152ZM175 63V62H174ZM179 63V62H178ZM190 63H191V65H190ZM250 63V62H249ZM261 63H262V61H261ZM102 64H105V63H102ZM109 64V63H108ZM172 64V63H171ZM185 64H183L182 63V65H184V66H182L183 68H186V70H187V68L189 69L190 67H188V65H185ZM209 64V63H208ZM211 64V63H210ZM219 64V63H218ZM233 64V63H232ZM242 64V63H241ZM247 64V63H246ZM258 64V63H257ZM110 65V64H109ZM128 65V64H127ZM144 65V64H143ZM165 65V64H164ZM202 65V64H201ZM200 65V66H201ZM238 65V64H237ZM135 66V65H134ZM150 66V65H149ZM168 66H169V64H168ZM172 66H174V65H172ZM176 66V65H175ZM175 66L174 67H172V68H174L173 70L174 71H172V68H171V72H176L177 71V73H180V71H181V73L185 70V69H182V67L181 68H178V67H180V66H176L177 68H178V70L175 68ZM230 66V65H229ZM250 66V65H249ZM260 66V65H259ZM2 67H4V66H2ZM45 67V66H44ZM102 67V66H101ZM104 67H106V65L104 66ZM104 67H102V68H104ZM120 67V66H119ZM132 67V66H131ZM198 67H199V65H198ZM203 67V69H205L206 70V67H205V65L204 66H202ZM202 67H199V69H200V71L202 70ZM205 67V68H204ZM212 67V66H211ZM216 67V66H215ZM215 67H214V69H215ZM231 67V66H230ZM235 67H237V66H235ZM247 67V66H246ZM7 68H8V65H7ZM114 68V67H113ZM132 68H134V67H132ZM138 68V67H137ZM139 68H140V66H139ZM145 68V67H144ZM150 68V67H149ZM193 68H190V72L192 71V70H194ZM208 69H209V67H207ZM6 69V68H5ZM4 69V70H5ZM13 69V68H12ZM119 69H121V68H119ZM123 69V68H122ZM143 69V68H142ZM169 69V68H168ZM176 69V70H175ZM181 69V70H180ZM217 69V68H216ZM219 69H220V67H219ZM235 69V68H234ZM108 70V69H107ZM112 70V69H111ZM110 70V71H111ZM125 70V69H124ZM138 70V69H137ZM163 70V69H162ZM185 70V71H186ZM197 70H198V68H196V70H194V71H196L197 72ZM204 70V71H205ZM241 70V69H240ZM259 70V69H258ZM257 70V71H258ZM116 71V70H115ZM184 71V72H185ZM211 71V70H210ZM218 71V70H217ZM234 71V70H233ZM232 71V72H233ZM256 71V72H257ZM5 72V71H4ZM122 72V71H121ZM158 72V71H157ZM157 72H155V73H157ZM168 72H170V71H168ZM170 72V73H171ZM183 72V73H184ZM193 72V71H192ZM191 72V73H192ZM206 72V71H205ZM209 72V71H208ZM208 72H206L207 73V78L210 76H208ZM239 72V71H238ZM8 73V72H7ZM72 73V72H71ZM114 73V72H113ZM131 73H132V71H131ZM154 73V74H155ZM169 73V74H170ZM185 73H187V71L185 72ZM184 73V74H185ZM195 73V72H194ZM198 73H200L199 72V70H198ZM201 73H203L202 71H201ZM200 73V74H201ZM211 73H212V71H211ZM12 74V73H11ZM14 74V73H13ZM109 74V73H108ZM111 74V73H110ZM135 74H137V73H135ZM142 74V73H141ZM196 74L197 73H195V75H194V77L196 76ZM200 74H198L199 75V77H201V79L199 78V82L196 80L197 79V77H196V79H194L193 77V79L192 80H196V83L198 82L199 84H196L197 86H199L200 87V89H202V90H204L206 87L207 88H209L207 85H209V81L210 80H207L208 82L206 83V78L204 79L203 78V76H200ZM150 75H151V73H150ZM157 75V74H156ZM155 75V76H156ZM173 75V74H172ZM183 75V74H182ZM181 75V77L183 78V79H181V80H184V77H186V79L184 80V81H187L188 80V82L190 83V84H186L184 81H182L183 82V85H182V87H185V89H187L188 90V88H190L191 89V85H192V81H191V78H190V80H189V78H188V76L190 75L191 76V74L188 72L186 75H188V76H182ZM192 75V76H193ZM204 75V77L206 76V74H203ZM212 75V74H211ZM216 75H217V73H216ZM189 76V77H190ZM221 76V75H220ZM115 76H113V78H114ZM138 77V76H137ZM139 77H143V76H139ZM154 77V76H153ZM163 77V76H162ZM179 77V76H178ZM223 77V76H222ZM221 77V78H222ZM258 77V76H257ZM109 78V77H108ZM111 78V77H110ZM149 78V77H148ZM157 78V77H156ZM160 78V77H159ZM167 78V77H166ZM216 78V77H215ZM260 78V77H259ZM152 79V78H151ZM155 79V78H154ZM173 79V78H172ZM176 79V78H175ZM179 79V80H180ZM209 79V78H208ZM213 79V78H212ZM218 79V78H217ZM230 79V78H229ZM72 80H73V78H72ZM137 80V79H136ZM160 80V79H159ZM163 80H165V79H163ZM162 80V81H163ZM214 80V79H213ZM138 81V80H137ZM149 81H151V80H149ZM161 81V82H162ZM177 81V80H176ZM175 80H174V82H176ZM215 81V80H214ZM223 81V80H222ZM227 81V80H226ZM70 82V81H69ZM173 82V84H175ZM142 83V82H141ZM169 83V82H168ZM180 83H181V81H180ZM185 83V84H184ZM194 83V82H193ZM211 83V82H210ZM258 83V82H257ZM72 84V83H71ZM74 84V83H73ZM131 84V83H130ZM159 84V83H158ZM172 84V85H173ZM176 84H177V82H176ZM178 84H179V82H178ZM195 84V83H194ZM67 85V84H66ZM70 85V84H69ZM169 85H170V83H169ZM185 85V86H184ZM257 85V84H256ZM262 85V84H261ZM72 86V85H71ZM193 86V85H192ZM196 86V87H197ZM228 86V85H227ZM58 87V86H57ZM70 87V86H69ZM135 87H137V86H135ZM169 87V86H168ZM177 87H179V89L181 88L180 86H177ZM218 87V86H217ZM258 87V86H257ZM68 88V87H67ZM71 88V87H70ZM130 88V87H129ZM206 88V89H207ZM210 88H211V86H210ZM214 88V87H213ZM264 88V87H263ZM262 88V89H263ZM72 89V88H71ZM70 89V90H71ZM135 89V88H134ZM137 89H139V88H137ZM161 89V88H160ZM160 89H159V91H160ZM164 89V88H163ZM216 89V88H215ZM219 89V88H218ZM223 89V88H222ZM158 90V89H157ZM226 90V89H225ZM224 90V91H225ZM82 91V90H81ZM171 91H173V90H170L169 92H171ZM176 91V90H175ZM189 91V90H188ZM215 91V93H216V90H214ZM78 92H79V94L81 93L80 92V90H78ZM136 92H138L137 90H136ZM158 92V91H157ZM161 92V91H160ZM164 92V91H163ZM166 92H167V89H166ZM195 92H197V91H195ZM206 92H207V90H206ZM61 93V92H60ZM87 93V92H86ZM133 93H135L134 91H133ZM174 93V92H173ZM181 93V92H180ZM187 93H189V92H187ZM230 93V92H229ZM63 94V93H62ZM61 94V95H62ZM164 94V93H163ZM179 94V93H178ZM183 94H185V93H183ZM190 94V93H189ZM218 94V93H217ZM225 94H226V92H225ZM61 95H59L60 97H61ZM81 95H82V93H81ZM161 95V94H160ZM167 95V97L165 98V100H163L162 101V98L164 97H162L161 98V100H158V104L159 105H161V106H163V107H165L163 110H162V112L161 113H159V117H156L157 118V120L155 121V122H153V123H156L157 124V126H158V128H156L155 127V129H157L155 132L153 131V133H151V132H149L146 136H143V138L141 137V139H139V140H136V142H134V147H135V149H136V151H138V153H140L141 154V151H143L142 153L143 154H147V156H149V158H151V157H153V158H151V160L152 159H154L155 158V161H153V162H150L151 163V165H152V163L154 164V168H153V166L150 168L151 170L150 171H148V173H147V175H148V178H149V181H154L153 183H151V184H153V186H155L156 188H154V189H159L160 191L164 188L165 190H172L173 192H174V194H178L179 196H180V194H184L186 197H187V199H189V200H192V201H194V203H195V205H194V207L189 211V213L188 214H186V215H184V216H180V217H178L177 215V217L176 218H174V220L172 219V220H170L168 217H170V216H172V213L170 214V211H169V209L170 208H172V207H162V206H159V204L158 205H156L158 202H147L146 200H145V197H144V200L142 199H134L133 201H131L130 200V203L131 202H134V204H135V206H132V205H134V204H132L131 205V207L133 208H135L136 209V211H137V214H135V217H132L133 216V212L132 213H130V214H132V215H130L129 214V212H127L126 211V209H125V207L127 206V203L126 202H124L123 203V200H121L120 199V201H119V203L121 202L122 203V206H120V205H117V203H116V206H120V208L122 207L123 208V206H125L124 207V209H121L120 210V208H119V211H120V213H119V220H118V218L116 219L117 221H119L118 223H120L119 224V226H115V228L116 227H119V228H116V230H118L119 229V231H120V233L121 234H123V233H126V232H128L129 231V229H135L136 231V233L134 232V230H132V232L134 233V234H136L137 235V233H140L141 235H143V236H146V239H145V241H144V244L145 245H147V247L148 248H150V249H154V253H155V257H153V259H150V260H148L147 259V264H264V242H262L261 241V239L263 238V240H264V237H257L255 234L257 233V231H255L256 229H253V228H251L252 230H254L255 232V234L253 233V231L252 230H249L250 229V226H249V229H248V227L246 226V224L247 223H245V217H247V216H249L248 214H249V212H247V211H245L244 209L246 208V205H247V207H248V205L250 204V202H252L251 203V205H249L251 208L253 207L254 208V206L253 205H257V202L256 203H254L255 202V200H258V199H256L257 198V195H255L254 194V192H255V190H256V188H258V187H260V188H258V190L259 189H262V186L264 185V180H262V176H264L263 175V173H264V167H262V169H259L260 168V166L259 165H261V163L263 162V164H264V161L263 160H261V159H259V161H258V159H256V157H261L262 158V156H264V155H262V153L264 154V141H262V140H260V142L262 143L263 142V144H261V146H259V148L260 147H262L263 149V152H262V150H261V148H260V150H261V152L262 153H260V151H258V148H256L255 150H253V151H250V154L248 155V156H250L251 155V152H259V154H261L260 156H254L255 158L253 159L252 158V160H251V158H250V160H251V162H250V160L248 161V160H246V161H248V162H250V163H252L253 164V166H252V164L250 165V163H248L247 162V164H243L244 162H245V157H244V159L242 160V158L240 159V157H239V159L241 160V161H244L243 163H242V168L244 169V172L246 173V174H250L249 176L251 177H253V178H251V179H254V181L253 182H251L250 180L248 181V179H247V176H246V174L244 175V173H242L241 171H243V170H241L240 172L242 173H240V172H237L238 174H235V176H234V172L232 173V167L230 168V166H234V163L235 162H237L239 165H241V163H239V160H237L236 158V161L233 163V161L234 160H232L231 158L233 157L232 155H236L235 157H237V154H232L231 156L229 155V153H227L226 155H228V156H230V158H228L227 159V157L228 156H224V157H226V158H224V159H226V162H225V160H224V165H221L220 167H222V169H220L219 171H217V172H214L213 170V172H212V176H209V177H211V178H209V180L206 182L205 181V183H203L202 184V186H200L199 185V187H197V188H199V190L196 188V185H192L193 187L195 186V188H191L190 186H189V184L187 185V183L189 182V181H187L186 182V179L189 177L190 179V182H191V178H192V180H193V177H190V175L192 174L193 175V172H194V174L198 171V170H200L201 168H203V167H201V164L198 162L199 161V159H197L198 157H195V155H197V154H194V152L193 151H195V152H198V150H199V152H200V147H199V145H201L200 143H199V141H201V140H199L198 139V137L201 139H203V138H205L206 136H209L210 134H212L211 132H212V129H213V132H214V128L216 127V126H214V128H212L213 126H211L212 124L210 123V121H211V116H212V120H213V117L215 116V115H219V111H217L218 110V102H219V100H220V102L219 103H221V95L218 97L217 95H215L214 93H213V95H210V93H205V91H204V93H203V91H199V92H197V93H194L193 94V96H189V95H187V97L186 98H182V97H185V96H180L181 98H177L176 96V98L174 97V96H172V98H169L170 97V94H166ZM228 95V94H227ZM58 96V95H57ZM127 96V95H126ZM132 96V95H131ZM169 96V97H168ZM189 96V97H188ZM76 97V96H75ZM86 97V96H85ZM128 97V96H127ZM126 97V98H127ZM160 97V96H159ZM174 97V98H173ZM80 98H81V96H80ZM79 98V99H80ZM87 98V97H86ZM86 98H83V99H86ZM129 98V97H128ZM130 98H132V97H130ZM139 98V97H138ZM155 98V97H154ZM226 98V97H225ZM228 98V97H227ZM248 99H249V97H247ZM43 99V98H42ZM147 99V98H146ZM58 100V99H57ZM151 100H153V98L151 99ZM157 100V99H156ZM228 100V99H227ZM43 101V100H42ZM87 101V100H86ZM140 101H142V100H140ZM147 101V100H146ZM155 101V100H154ZM164 101H166V102H164ZM138 102V101H137ZM136 102V103H137ZM226 102V101H225ZM245 102V101H244ZM242 102V105H247L248 107V109L250 108L251 109V111H253V109H256V111L257 110H260V108L261 107H263L264 106V104H263V106H261V102H259V104H253L252 106L254 107H252V106H250L249 107V105L251 104V103H249V105H248V103L247 102H249V101H247V102ZM82 103V102H81ZM126 103V102H125ZM134 103V102H133ZM165 103V104H164ZM244 103V104H243ZM247 103V104H246ZM253 103V102H252ZM255 103V102H254ZM264 103V102H263ZM45 104H48L49 106L51 105V104H49V102H45ZM53 104H54V102H53ZM152 104V103H151ZM156 104V103H155ZM157 104V105H158ZM241 104V103H240ZM47 105V106H48ZM73 105V104H72ZM82 105V104H81ZM165 105V106H164ZM76 106V105H75ZM128 106H130V105H128ZM133 106V105H132ZM137 106V105H136ZM154 106V105H153ZM160 106V107H161ZM53 107H54V105H53ZM124 107V106H123ZM145 107V106H144ZM159 107V108H160ZM244 107H246V106H244ZM252 107V108H251ZM50 108H52V105L50 106ZM50 108H48L49 109V111H51L52 109H50ZM77 108V107H76ZM136 108V107H135ZM153 108V107H152ZM223 108H224V106H223ZM222 108V109H223ZM220 109V108H219ZM263 109V108H262ZM131 110H132V108H131ZM227 110V109H226ZM225 110V111H226ZM241 110V109H240ZM247 110V109H246ZM139 111H140V109H139ZM155 111V110H154ZM203 113H201V112ZM243 111V110H242ZM249 111V110H248ZM251 111H249V113L251 112ZM262 111V110H261ZM261 111H258V112H261ZM137 112V111H136ZM144 112H145V110H144ZM150 112V111H149ZM152 112V111H151ZM157 112V111H156ZM155 112V113H156ZM199 112H200V114H199ZM206 112H207V114H208V116L207 117H209L210 116V118L209 119H203V115H205L206 114ZM218 112V113H217ZM228 112V111H227ZM241 112V111H240ZM255 112V110L253 111V114L251 115L252 117H253V115L254 114H256V113H254ZM205 113V114H204ZM244 113V112H243ZM246 113V112H245ZM248 113V114H249ZM140 114V113H139ZM143 114H145V113H143ZM142 114V115H143ZM229 114V113H228ZM51 115V114H50ZM214 115V116H213ZM217 115V116H218ZM223 115H225V114H223ZM247 115V114H246ZM68 116V115H67ZM216 116V117H217ZM250 116V115H249ZM255 116V115H254ZM258 116V115H257ZM202 118V120L203 121H207V122H205L206 123V125L204 126V127H208L209 126V124H210V128L208 129L209 131H211V132H205V130L207 131V128L203 131L204 132V134L205 133H208L207 135L205 134V136H204V134H203V132L201 133L199 130L201 129H199V127H202V129H204V127L203 126H201V124L202 123H204L203 121H201V122H199L198 123V121ZM220 117V116H219ZM222 117V116H221ZM233 117V116H232ZM239 117V116H238ZM248 117V116H247ZM263 117V118H262ZM262 117L261 116H258V120L260 119V118H262L261 120L264 122V115L262 114ZM204 118H206V115H205V117ZM255 118H257L256 116H255ZM70 119V118H69ZM253 119V118H252ZM171 120V121H170ZM244 121H245V118L243 119ZM246 120H248V119H246ZM256 120V119H255ZM257 120V121H258ZM214 121H215V118H214ZM230 121V120H229ZM232 121H233V119H232ZM235 121V120H234ZM239 121V120H238ZM237 121V122H238ZM244 121H243V123L242 124H246V123H244ZM248 121H250L252 124H257L258 122H260V124H262V121H258L257 123H253V122H256V121H254V119L253 120H251V117H250V120H248ZM71 122H73V121H71ZM148 122V121H147ZM150 122H152V120L150 121ZM167 122H168V124H167ZM212 122V121H211ZM224 122V121H223ZM246 122V121H245ZM249 122V123H250ZM70 123V122H69ZM246 124V125H244V126H248V125H251V124ZM72 124V123H71ZM150 124V123H149ZM197 124H199V125H197ZM213 124H216V123H213ZM218 124V123H217ZM236 124V123H235ZM241 124V123H240ZM137 125V124H136ZM258 125H259V123H258ZM134 126V125H133ZM146 126H147V124H146ZM154 126V125H153ZM72 127V126H71ZM136 127V126H135ZM140 127V126H139ZM143 127V126H142ZM218 127V126H217ZM241 127V126H240ZM149 128H151V126L149 127ZM212 128V129H211ZM222 128V127H221ZM260 128V127H259ZM211 129V130H210ZM220 129V128H219ZM68 131H69V129H67ZM218 130V129H217ZM238 130H241V129H238ZM246 130V129H245ZM229 132V131H228ZM248 132H251V130L250 131H248ZM247 132V133H248ZM263 132V131H262ZM210 133V134H209ZM217 133V132H216ZM221 133V132H220ZM240 133V132H239ZM71 134V133H70ZM243 132H242V136H243ZM254 134V133H253ZM257 134V133H256ZM201 135H202V137H201ZM219 135V134H218ZM244 135H246V134H244ZM258 135V134H257ZM261 135V134H260ZM263 135V134H262ZM261 135V136H262ZM129 136V135H128ZM204 136V137H203ZM212 136V135H211ZM211 136H209V138L208 137H206V138H208L209 140L211 139L210 137ZM222 136V135H221ZM220 136V137H221ZM232 136V135H231ZM235 136V135H234ZM239 136L241 137V135L239 134ZM250 136V135H249ZM132 137V136H131ZM255 137V136H254ZM253 137V138H254ZM264 137V136H263ZM125 138V137H124ZM130 138V137H129ZM225 138V137H224ZM242 138V137H241ZM244 138V137H243ZM243 138L242 139H240L241 141L239 142V144L242 142V140H243ZM247 138H249V137H247V135H246V137H245V140H243V144L246 142V143H252L250 140V138L246 141V139ZM98 139V138H97ZM196 139H198L197 141H195ZM207 139V141H209ZM216 140H217V138H215ZM254 139H256V141L254 140ZM254 139H252L253 140V142L255 141V142H257V137L256 138H254ZM206 140V139H205ZM205 140H203V141H205ZM233 140V139H232ZM103 141V140H102ZM106 141V140H105ZM214 141V140H213ZM219 141V140H218ZM235 141H237V139L236 140H234V142ZM239 141V140H238ZM245 141V142H244ZM199 143V145H195V143ZM259 142V143H260ZM124 143H125V141H124ZM196 143V144H197ZM206 143L207 142H203V144H205L206 145ZM258 143V144H259ZM233 144V143H232ZM232 144H231V146H232ZM235 144H237V142H235L233 145L235 146ZM210 145V144H209ZM218 145V144H217ZM247 145V144H246ZM253 145V144H252ZM196 146H198L199 147V149L198 150H195V149H197L198 147H196ZM204 146V145H203ZM202 146V147H203ZM214 146V145H213ZM249 146V145H248ZM250 146H251V144H250ZM249 146V147H250ZM254 146V145H253ZM202 147H201V149H202ZM215 147V146H214ZM227 147V146H226ZM236 147V146H235ZM241 147V146H240ZM232 148V147H231ZM231 148H229L228 147V149H231ZM252 149H253V147H251ZM127 149V148H126ZM134 149V150H135ZM205 149V148H204ZM236 148H233V150H235ZM244 150H245V148H243ZM249 149V148H248ZM203 150V149H202ZM239 150V149H238ZM247 150V149H246ZM128 151V150H127ZM211 151V150H210ZM228 151V150H227ZM231 151H232V149H231ZM248 151V150H247ZM229 152V151H228ZM232 152H235V151H232ZM241 152V151H240ZM249 152V151H248ZM193 153V154H192ZM137 154V153H136ZM254 154V153H253ZM259 154H257V155H259ZM144 155V156H145ZM241 155H243V154H240V156ZM247 155V152H245V156ZM256 155V154H255ZM135 156V155H134ZM137 156V155H136ZM158 156H160V158H158ZM198 156H199V154H198ZM208 156V155H207ZM244 156V155H243ZM248 156H246V158L248 157ZM253 155H251L250 157H252ZM140 157V156H139ZM143 157V156H142ZM204 157V156H203ZM209 157H210V155H209ZM208 157V158H209ZM242 157V156H241ZM132 158V157H131ZM138 158V157H137ZM147 158V157H146ZM163 158V159H162ZM140 159V158H139ZM156 159L158 160V162L156 161ZM159 159H162V160H159ZM249 159V158H248ZM257 160V162H256V165H257V163H260V160L262 161L260 164H258L257 165V167H258V169H256L257 167H256V165H255V167H254V163H255V161H253V160ZM264 159V158H263ZM133 160V159H132ZM150 160V161H151ZM230 160H232V161H230ZM160 161H164V162H161V163H159ZM220 161V160H219ZM17 162V161H16ZM15 162V163H16ZM141 162V161H140ZM143 162V161H142ZM149 162V161H148ZM154 162H156L157 164L159 163V165L160 164H162V163H166V164H162L163 165V167L162 166H159V168H155V167H158V166H155L156 165V163H154ZM229 162H232L233 163V165H230V163ZM220 163V162H219ZM229 163V164H228ZM107 164V163H106ZM117 164V163H116ZM142 164V163H141ZM172 166H171V165ZM218 164V163H217ZM17 165V164H16ZM216 165V164H215ZM219 165V164H218ZM230 165V166H229ZM144 166V165H143ZM164 166H167V167H164ZM174 166V168L176 169H174V170H172L170 167H173ZM217 166V165H216ZM229 166V167H228ZM238 165H236L235 164V167H237ZM252 166V167H251ZM111 167V166H110ZM147 167V166H146ZM149 167H150V164H149ZM162 167V168H161ZM210 167V166H209ZM212 167V166H211ZM235 167H233V168H235ZM213 168V167H212ZM218 168V167H217ZM230 168L231 170H229V171H227L228 169ZM239 168V167H238ZM237 168V170L239 171V169ZM254 168V169H253ZM105 169V168H104ZM122 169H124V168H122ZM219 169V168H218ZM236 169V168H235ZM234 169V170H235ZM112 170V169H111ZM135 170V169H134ZM204 170V169H203ZM215 170V169H214ZM236 170V171H237ZM19 171V170H18ZM126 171V170H125ZM130 171V170H129ZM143 171V170H142ZM147 172V171H146ZM232 173L233 175H232V177L230 176V175H228V173ZM88 173V172H87ZM96 173V172H95ZM115 173H117L116 171H115ZM141 173H143V172H141ZM197 173H199V172H197ZM196 173V174H197ZM206 173V172H205ZM240 173V174H239ZM125 174H126V172H125ZM144 174H146L145 172H144ZM144 174H141V175H143L142 176V178H144ZM120 175V174H119ZM141 175H140V177H141ZM147 175H145L146 177H147ZM208 175V174H207ZM210 175V174H209ZM89 176V175H88ZM138 176V175H137ZM205 176H206V174H205ZM248 176V177H249ZM111 177V176H110ZM122 177V176H121ZM124 177V176H123ZM187 177V178H186ZM200 177H202V176H200ZM138 178V177H137ZM264 178V177H263ZM82 179H84V178H82ZM140 179V178H139ZM202 179V178H201ZM200 179V180H201ZM121 180V179H120ZM131 180V179H130ZM141 180V179H140ZM188 180V179H187ZM195 180V179H194ZM126 181V180H125ZM250 182V183H248V182ZM127 182H128V180H127ZM127 182H126V184H127ZM141 182V181H140ZM145 181H143V184L145 185V184H147L148 186L149 185H151V184H148V183H150V182H148V179H146V182L147 183H144ZM155 182H157V183H159V185L156 183V184H154ZM202 182V181H201ZM186 183V185H183V184H185ZM130 184V183H129ZM160 184H162V189H160L161 187H160ZM193 184V183H192ZM123 185V184H122ZM133 185V184H132ZM156 185H158L159 187L157 188V186ZM191 185V184H190ZM127 186V185H126ZM134 187H135V185H134ZM139 187V186H138ZM150 187V186H149ZM264 187V186H263ZM91 188V187H90ZM89 188V189H90ZM93 188V187H92ZM126 188V187H125ZM129 188V187H128ZM201 188V189H200ZM124 189V188H123ZM131 189H132V187H131ZM153 189V190H154ZM140 190V189H139ZM144 190V189H143ZM151 190V189H150ZM258 190H256V193L258 194ZM141 191H142V189H141ZM145 191V190H144ZM157 191V190H156ZM260 191V190H259ZM263 193H264V188H263ZM147 192V191H146ZM94 192H93V189H90L89 190V192H88V194H89V196L90 197H92L94 194H93ZM105 193V192H104ZM148 193V192H147ZM171 193V192H170ZM263 193H261V194H263ZM162 194H163V191H162ZM173 194V193H172ZM212 194H219V195H222V196H219L220 198L222 197V199L224 200L223 201V204H224V206H225V209L223 210V213L222 214H217L218 213V211H217V213H215V209L213 210V208L214 207H212L211 206V204L212 203H210V199H209V197L210 196H213ZM242 195V197L240 198V195ZM246 194H248V196L246 195ZM260 194V195H261ZM106 195V194H105ZM117 195V194H116ZM123 195H127V194H123ZM146 195V194H145ZM153 195V194H152ZM155 195V194H154ZM157 195V194H156ZM177 195V196H178ZM238 195H239V197H238ZM246 196V198H244L243 196ZM264 195V194H263ZM88 196V197H89ZM113 196V195H112ZM114 196H115V194H114ZM123 197V199L125 200L126 199V197ZM131 196H133L132 198L130 197V198H128V199H133L134 198V196H136V195H131ZM147 196H149V195H147ZM165 196V195H164ZM170 196H171V194H170ZM182 196V195H181ZM106 197V196H105ZM121 197V196H120ZM129 197V196H128ZM137 197V196H136ZM135 197V198H136ZM141 197V196H140ZM139 196H138V198H140ZM155 197V196H154ZM236 197H238V199L239 200H241L242 198L243 199H245L246 201H247V197H248V199L250 200V202H249V204H245V203H243L242 202V205H244L245 204V208L243 209V210H241L240 208V212H242V215H240V216H238V215H236V213H237V211H233L234 209L232 208V206H233V204H235L236 202H237V198ZM261 198H264V196L262 197V195L260 196ZM94 198V197H93ZM167 198H168V196H167ZM169 198H171V197H169ZM168 198V199H169ZM173 198V197H172ZM258 198H259V196H258ZM102 199V198H101ZM158 199V198H157ZM178 199V198H177ZM216 199V198H215ZM242 199V200H243ZM95 200V199H94ZM115 200V199H114ZM136 200V201H135ZM149 201H150V199H148ZM155 200V199H154ZM165 200V199H164ZM174 200V199H173ZM239 200H238V202H239ZM248 200V201H249ZM261 201H263L264 202V200L263 199H260ZM83 201V200H82ZM107 201V200H106ZM125 201H129V200H125ZM151 201H153L152 200V198H151ZM157 201V200H156ZM159 201H160V198H159ZM167 201V200H166ZM171 201V200H170ZM182 201V200H181ZM216 201V200H215ZM245 201V202H246ZM254 201V202H253ZM94 202V201H93ZM109 202V201H108ZM107 202V203H108ZM162 202L163 201H161V204H162ZM168 202V201H167ZM176 202V201H175ZM184 202V201H183ZM212 202V201H211ZM213 202H214V200H213ZM237 202V203H238ZM262 202V203H263ZM111 203H112V201H111ZM115 203V202H114ZM120 203V204H121ZM126 203V204H125ZM130 203H129V205H130ZM160 203V202H159ZM181 203V202H180ZM192 203V202H191ZM218 203V202H217ZM237 203H236V205H237ZM258 203L260 204L261 202H259V200H258ZM101 204V203H100ZM123 204H125V205H123ZM164 204V203H163ZM175 204V203H174ZM177 204H179L178 202H177ZM186 204V203H185ZM110 205V204H109ZM170 205V204H169ZM180 205V204H179ZM182 205V204H181ZM188 205V204H187ZM221 205V204H220ZM241 205V206H242ZM174 206H176V205H174ZM185 206V205H184ZM223 206V207H224ZM259 206H262V204H260ZM259 206H258V208L257 209H260L259 208ZM264 206V205H263ZM186 207V206H185ZM236 207H238V206H236ZM240 207V206H239ZM243 207V206H242ZM110 208H112V207H110ZM118 208V207H117ZM133 208V209H134ZM177 208V207H176ZM180 208V207H179ZM220 208H221V206H220ZM263 208L264 207H262V209H260L261 211L263 210ZM116 209V208H115ZM128 209H130V208H128L127 207V210ZM247 209H249V208H246V210ZM107 210V209H106ZM218 210H220V209H218ZM250 210V209H249ZM248 210V211H249ZM252 210V209H251ZM256 210V209H255ZM254 209L252 210L253 211V213L254 212H257V210L255 211ZM260 210H258V212L260 211ZM129 211V210H128ZM133 211V210H132ZM172 211V210H171ZM260 211V212H261ZM107 212V211H106ZM188 212V211H187ZM240 212H239V214H240ZM263 213H264V210L262 211ZM261 212V213H262ZM105 213V212H104ZM110 213V212H109ZM113 213V212H112ZM251 213V212H250ZM107 214V213H106ZM173 214H174V212H173ZM175 214H177V213H175ZM238 214V213H237ZM103 215V214H102ZM179 215V214H178ZM255 215V214H254ZM253 216V215H252ZM86 218V217H85ZM110 218V217H109ZM163 218V219H162ZM248 218V217H247ZM254 218H255V216H254ZM260 218H262V217H260ZM103 219V218H102ZM111 219H112V216H111ZM167 219V220H166ZM257 219V218H256ZM259 219V218H258ZM108 220V219H107ZM106 220V221H107ZM115 220V221H116ZM160 220V221H159ZM249 220V219H248ZM114 221V220H113ZM114 221V222H115ZM116 221V222H117ZM260 221H261V219H260ZM114 222H109V224L112 226V227H114V225H112ZM115 222V224H117ZM248 222V221H247ZM261 222H263V221H261ZM108 223V222H107ZM112 223V224H111ZM255 223V222H254ZM260 223V222H259ZM257 224V223H256ZM107 225V224H106ZM263 225V224H262ZM94 226V225H93ZM111 226H107V228L109 229V228H111ZM251 226H253V225H251ZM258 227V226H257ZM259 228V227H258ZM84 229H86V228H84ZM93 229H95V227L93 228ZM103 229H104V227H103ZM92 230V229H91ZM128 230V231H127ZM106 231H108V230H106ZM122 231H125V232H123L122 233ZM261 231H262V229H261ZM263 232V231H262ZM86 233V232H85ZM132 233V234H133ZM139 234V235H140ZM258 234V233H257ZM117 235H118V233H117ZM120 235V234H119ZM140 235V236H141ZM111 236V235H110ZM125 238V237H124ZM259 238H261V239H259ZM58 239H60V238H58ZM124 240V239H123ZM144 240V239H143ZM128 241V240H127ZM146 242V243H145ZM68 243V242H67ZM66 245V244H65ZM141 247V246H140ZM144 248V247H143ZM149 256V255H148ZM148 258V257H147Z\"/></svg>",
  "mask_w": 264,
  "mask_h": 264
},
{
  "label": "water",
  "instance_id": "obj_3",
  "mask_svg": "<svg viewBox=\"0 0 264 264\" xmlns=\"http://www.w3.org/2000/svg\"><path fill=\"white\" fill-rule=\"evenodd\" d=\"M18 3L21 10L30 15L27 25H21L17 19L9 23L11 16L20 13L16 8ZM113 6L107 0H100L99 4H92L89 0L0 1V59H7L13 66L20 65L24 70L35 68L39 71L49 59L53 62V69L48 72L53 78L62 77L61 72L69 68L71 72H79L88 79L92 70L87 60L96 56L92 48L97 42H100V49L109 46L112 51L115 50L114 39L107 37V31L123 35L132 33L116 22L114 14L107 12ZM34 15L38 18L36 22L32 19ZM75 21L80 22L81 31L85 33L83 40L88 45L79 52L72 46L51 39L56 33L71 38ZM45 85L50 86L39 82L27 88L0 78V264H68L51 255V250L46 248L48 237L33 230L29 218L34 216L41 221L44 215H53V209L44 207L50 201L69 202V198L57 187L55 179L69 178L68 171L74 167L93 174L87 163L103 157L105 153L82 155L87 137L115 125V120L108 118V109L91 119L84 118L71 108L72 116L78 123L76 138L64 128L61 132H51L50 136L34 137L36 152H30L31 147L22 152L26 163L17 172L14 168L17 156L12 152V143L22 144L24 139H29V135L22 139L14 134V130L21 125L27 129L39 123L36 110L28 112L34 108L29 99L33 92Z\"/></svg>",
  "mask_w": 264,
  "mask_h": 264
},
{
  "label": "crops",
  "instance_id": "obj_4",
  "mask_svg": "<svg viewBox=\"0 0 264 264\" xmlns=\"http://www.w3.org/2000/svg\"><path fill=\"white\" fill-rule=\"evenodd\" d=\"M83 43H84L86 46H88L86 41H84ZM71 44L73 45V43H72V42H71ZM74 45H75V44H74ZM87 63H88V65H89V64L91 63V60L87 61ZM45 64H46V63H45ZM89 66H90V65H89ZM65 71H69V68H68V69H65ZM65 71H64V72H65ZM64 72H62V77H63V78H64V75H63V74H64ZM69 72H70V71H69ZM70 73H71V72H70ZM72 74H74V75H77V76L79 77V79H80V80H82V79H84V78H85V77H84V76H82V74H81V73H79V72H78V73H72Z\"/></svg>",
  "mask_w": 264,
  "mask_h": 264
}]
</instances>
